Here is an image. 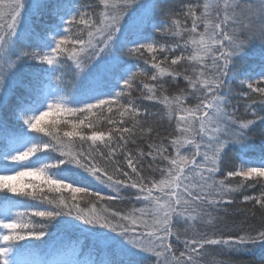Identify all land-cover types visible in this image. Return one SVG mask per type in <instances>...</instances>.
Segmentation results:
<instances>
[{"label": "snow or ice", "instance_id": "1", "mask_svg": "<svg viewBox=\"0 0 264 264\" xmlns=\"http://www.w3.org/2000/svg\"><path fill=\"white\" fill-rule=\"evenodd\" d=\"M237 194L264 210V0H0V264H264Z\"/></svg>", "mask_w": 264, "mask_h": 264}, {"label": "trees", "instance_id": "2", "mask_svg": "<svg viewBox=\"0 0 264 264\" xmlns=\"http://www.w3.org/2000/svg\"><path fill=\"white\" fill-rule=\"evenodd\" d=\"M82 2L86 3L87 0H82ZM179 2V0H178ZM69 78L70 75H69ZM136 94L134 93V96ZM147 103V102H145ZM157 131L160 133L161 137H163L168 131H171L169 128V125L167 121H163L161 125L157 128ZM254 140L253 150L249 153L251 156H257L260 153L261 148V135L262 132L260 129H257L256 132L253 133ZM141 147L146 148V143L141 144ZM147 174V173H146ZM106 191V190H105ZM248 194H257L256 188L248 189ZM238 199L235 205L231 206L227 213L223 216L224 224L221 225V228H224V225H228L229 229H232V226L235 225V229H232L234 231H238L240 226L244 227H253V228H259L261 225H264V210L259 209V206H253L251 203L244 204L242 203V195L237 194ZM105 205L109 206L110 208H114L117 210H123L126 211L129 208H131L133 205L139 206L138 202L131 200V201H104ZM228 229H226L227 231ZM260 255V252L257 251L256 256L258 257ZM216 259H222V257L215 256L214 254H209V256L206 258L207 264H213V261ZM244 259H250V257H245Z\"/></svg>", "mask_w": 264, "mask_h": 264}]
</instances>
